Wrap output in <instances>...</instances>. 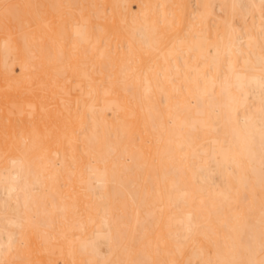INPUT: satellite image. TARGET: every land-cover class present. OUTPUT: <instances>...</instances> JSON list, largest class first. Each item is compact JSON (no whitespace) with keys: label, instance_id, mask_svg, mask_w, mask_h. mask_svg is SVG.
<instances>
[{"label":"bare ground","instance_id":"obj_1","mask_svg":"<svg viewBox=\"0 0 264 264\" xmlns=\"http://www.w3.org/2000/svg\"><path fill=\"white\" fill-rule=\"evenodd\" d=\"M0 264H264V0H0Z\"/></svg>","mask_w":264,"mask_h":264}]
</instances>
